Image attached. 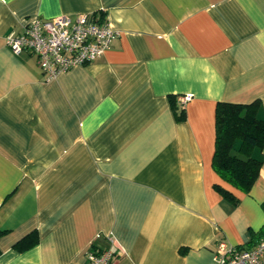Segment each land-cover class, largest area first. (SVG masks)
I'll use <instances>...</instances> for the list:
<instances>
[{
  "label": "crops",
  "instance_id": "0c3cea01",
  "mask_svg": "<svg viewBox=\"0 0 264 264\" xmlns=\"http://www.w3.org/2000/svg\"><path fill=\"white\" fill-rule=\"evenodd\" d=\"M79 13L116 32L85 66L46 81L6 43L27 17ZM256 99L264 0H0V264H83L92 246L114 264H216L219 240L254 245L264 163L234 204L212 155L216 104Z\"/></svg>",
  "mask_w": 264,
  "mask_h": 264
},
{
  "label": "built area",
  "instance_id": "2783aa9c",
  "mask_svg": "<svg viewBox=\"0 0 264 264\" xmlns=\"http://www.w3.org/2000/svg\"><path fill=\"white\" fill-rule=\"evenodd\" d=\"M115 31L102 19L79 13L53 17H27L20 32L10 31L6 43L18 54L29 51L36 56L46 81L75 66H85L100 57L111 45ZM190 94L178 98L184 107ZM110 244L111 237H107ZM111 247L92 246L83 264H114ZM216 264H264V237L254 245L240 247L219 240L214 252Z\"/></svg>",
  "mask_w": 264,
  "mask_h": 264
},
{
  "label": "trees",
  "instance_id": "16d2710c",
  "mask_svg": "<svg viewBox=\"0 0 264 264\" xmlns=\"http://www.w3.org/2000/svg\"><path fill=\"white\" fill-rule=\"evenodd\" d=\"M214 127L212 165L223 183H215L214 186L221 195L236 204L239 199L229 189L238 193L248 192L264 163V105L259 99L249 103L218 102ZM3 234L4 231L0 230V237ZM37 241L38 234L34 230L18 240L14 247L24 250Z\"/></svg>",
  "mask_w": 264,
  "mask_h": 264
}]
</instances>
